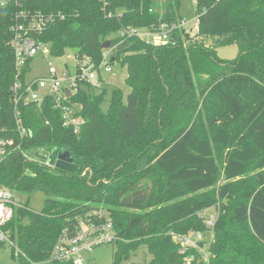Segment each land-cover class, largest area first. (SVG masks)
I'll use <instances>...</instances> for the list:
<instances>
[{"label": "trees", "instance_id": "1", "mask_svg": "<svg viewBox=\"0 0 264 264\" xmlns=\"http://www.w3.org/2000/svg\"><path fill=\"white\" fill-rule=\"evenodd\" d=\"M180 3L166 0L162 15L150 12L159 9L154 0H114L109 9L123 16L109 18L102 0H33V7L65 15L42 35L53 57L73 49L97 66L110 38L117 45L113 62L127 67L130 92L115 87L104 108L107 91H97L94 81L81 84L65 101L82 106L78 133L64 125L52 96L22 106L33 135L19 138L22 151L0 163V185L16 195L42 191L46 199L38 212L24 203L15 207L3 227L19 264H69L49 261L60 234L78 215L102 206L118 235L115 264L141 244L151 259L130 264H186L170 233L206 231L203 211L211 207L218 216L210 263L264 264V146L257 132L248 134L252 142L228 146L237 117L243 113L231 143L239 142L247 115L252 127L264 108V0H196V34L175 32V45L115 36L123 26L176 21ZM13 10L0 6V123L11 127ZM230 44L238 55L219 57L217 48ZM53 147L67 149L77 169H51L23 153ZM6 243L0 240V249Z\"/></svg>", "mask_w": 264, "mask_h": 264}, {"label": "built area", "instance_id": "2", "mask_svg": "<svg viewBox=\"0 0 264 264\" xmlns=\"http://www.w3.org/2000/svg\"><path fill=\"white\" fill-rule=\"evenodd\" d=\"M113 1L102 0L105 15L109 18L113 16L121 18L122 11L114 13L109 9ZM154 1L159 3V9L150 8V12L159 10L164 15L166 0ZM32 3L33 0H0V6L11 5L14 9L8 30L11 35L9 44L14 53L15 68L14 81L11 85L14 124L11 127L9 124L0 123V163L18 150L22 151L19 138L23 140L33 135L32 129L25 122L22 106L41 105L48 96H52L55 106L63 112L64 125L78 133L85 124V119L76 114L82 106L78 103L66 104L65 101L77 92L81 84L92 82L101 78L102 74L113 71V53L117 45L103 49L102 60L97 66L89 59L83 61L75 56V63L72 66L65 63V67L59 69L49 60L52 56L51 44L43 40L42 35L55 18L64 19L65 15L61 12L54 13L33 7ZM195 19L199 24V15ZM188 24L189 21L181 16L176 21H159L144 26H123L115 36L121 39L120 42L127 38L138 37L149 44L172 43L175 45L177 41L172 37L173 34L182 29L189 30ZM38 55L48 60L47 73L28 78L32 71V64ZM26 68L28 71L25 70ZM23 153L29 160L39 162L51 169H58L56 165L58 156L54 160H49V152L46 149L41 148L36 153L26 151ZM22 204L12 189L0 185V240L13 244L3 227L12 219L14 208ZM203 215L207 226L206 231L188 233L172 231L170 233L186 264H211V246L214 241V226L218 210L216 215H208L205 211ZM117 239L118 235L110 212L103 206L93 207L78 215L73 226L63 230L52 249L49 261L88 264L87 256L96 247L115 242Z\"/></svg>", "mask_w": 264, "mask_h": 264}, {"label": "rangeland", "instance_id": "3", "mask_svg": "<svg viewBox=\"0 0 264 264\" xmlns=\"http://www.w3.org/2000/svg\"><path fill=\"white\" fill-rule=\"evenodd\" d=\"M180 15L186 18L189 21L188 29L191 30L192 34H196L198 24L196 22V17L198 14L196 13V0H181L180 3ZM217 52L219 57L223 59H233L238 55L239 48L236 44H230V45H224L217 48ZM76 51L73 49H67L65 55H62L60 57H53L50 56L49 60L53 62L59 69H63L65 67V63H68L69 66H72L75 63V54ZM48 61V60H47ZM47 61L42 58V56L38 55L34 63L32 64V71L29 73L28 78L32 77L34 75H44L47 73ZM128 75L127 67H121L117 62L113 64V71L108 74H102V81H96L94 80V84H97V91L106 90L107 96L106 100L104 102V108H107L109 105V101L111 99L112 90L115 87H121L123 88L125 92V96L130 92V88L126 85L125 79ZM243 113H241L240 117H237V119L234 121V124L238 121H241ZM247 123L245 125V129L241 130V138L239 142L231 143L230 140L232 138V132L234 124L228 127V130L230 128L229 133V144L231 147H235L236 145H241V143L245 142L246 140L252 142V138L248 134H251L252 132H257L258 135V143H260L262 146H264V108L260 111V113L257 115L255 125L251 127V119L249 115L246 117ZM220 120H227L225 118ZM231 134V136H230ZM244 139L242 140V138ZM245 137L247 139H245ZM58 148H47L46 151L49 152L48 158L51 160L53 158V155L57 152ZM229 151V147H226L224 149L220 150V154H223V157L226 156V152ZM65 152H68L67 149L62 148L59 149L58 159L59 156ZM242 157L244 159H248L250 156H248V152L246 150H243ZM225 179L222 177L217 186L224 181ZM16 194V193H15ZM18 199L28 205V207L33 211H41L45 205V199L46 195L42 191H35L32 193H21L19 195H16ZM208 215L217 214V209L215 207L209 208L207 211ZM209 234V233H207ZM115 251H116V245L114 242L112 243H106L99 245L96 247L88 256V264H115ZM152 255L148 251V247L145 244H141L136 251H133L131 255L128 258H123L119 264H130L132 262H147L151 259ZM19 259L14 255V251L12 249V246L10 243H6L5 246H3L0 249V264H19ZM42 264H53V263H42Z\"/></svg>", "mask_w": 264, "mask_h": 264}, {"label": "water", "instance_id": "4", "mask_svg": "<svg viewBox=\"0 0 264 264\" xmlns=\"http://www.w3.org/2000/svg\"><path fill=\"white\" fill-rule=\"evenodd\" d=\"M111 39H107L103 44H102V49H107L111 47ZM59 150H57L56 154L53 155L52 160L56 156H58ZM56 165L58 168L67 170V171H74L77 169V166L73 162V158L70 154V152H65L59 156V159L56 160Z\"/></svg>", "mask_w": 264, "mask_h": 264}, {"label": "crops", "instance_id": "5", "mask_svg": "<svg viewBox=\"0 0 264 264\" xmlns=\"http://www.w3.org/2000/svg\"><path fill=\"white\" fill-rule=\"evenodd\" d=\"M207 210H208V209H205L204 211L206 212ZM204 211H203V212H204ZM206 213H207V212H206Z\"/></svg>", "mask_w": 264, "mask_h": 264}]
</instances>
